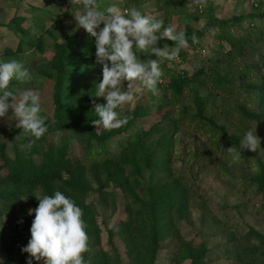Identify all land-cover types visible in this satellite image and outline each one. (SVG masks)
<instances>
[{
  "label": "rangeland",
  "instance_id": "1",
  "mask_svg": "<svg viewBox=\"0 0 264 264\" xmlns=\"http://www.w3.org/2000/svg\"><path fill=\"white\" fill-rule=\"evenodd\" d=\"M166 1L171 6L161 7ZM97 2L102 9L113 4L122 10L135 7L142 14L157 16L164 27L172 26L177 31L185 27L200 30L209 19L204 5L200 1L197 4L196 0ZM79 7L78 0H0V59L21 62L34 77L28 82L10 81V87L17 91L26 88L38 90L41 115L45 121L54 113L55 72L51 62L56 52L55 45L62 43L65 36L76 34L74 45L79 49L83 40L91 38L82 28L75 27L72 12ZM213 9L219 20L250 14L252 17L245 18L239 28H230L233 47L217 39L223 29L211 27L201 40L181 48L184 50H180L178 60L160 63L165 69L187 72L182 93L171 95L165 85L167 77L156 85L154 92L135 82L132 88L134 99L116 109L121 117H127V121L131 119L130 124L107 141L96 143L86 136L84 130L68 128L43 135V139L36 143L31 141L30 155L35 167L43 163L52 143L56 147L61 143L67 145L64 171L60 170L63 176L56 181H44L29 191L21 190L7 208L0 203V260L3 264L8 256L14 260L13 264H26L30 259L27 253L22 252L30 238L29 229L34 219V215L28 214L29 209L37 207V199L55 191L71 198L82 213L89 211L98 227V242L95 244L93 237L87 243L84 255L87 264H102L101 257H96L97 253L103 251L111 255L114 249L120 264H130L126 255L128 247L119 236L118 226L131 216V211L134 218L138 210L120 187L123 177L127 187L137 185L134 192L142 202H145L142 199H150L156 193L169 191L179 182L185 191L184 200L170 208L175 218L172 226L176 234L155 244L153 264H190V256L198 257L199 264H264V247H260L257 237L253 236V233H258L264 237V207L259 194L254 191V194L243 193L241 185L243 179L251 176L261 151L253 152L256 157L241 151V158L233 160L231 154L221 150L232 146L239 149L231 140L180 111L184 107L192 114L190 99L196 95L206 102V116L213 117L217 125L223 126L228 135L237 136L239 141L246 130L255 126L247 118L248 123L242 122L241 127L238 126L235 121L238 116L233 108L244 100L234 97L238 94L235 90L227 96L219 89L220 86L214 85H220L217 80L220 77L236 87L258 84L264 75V18L259 19L264 12V0H213ZM49 15L54 17L49 19ZM240 37L243 41L239 44ZM165 41L169 46L174 45V42L161 39L156 46H165ZM78 52L79 56L66 63L67 81L63 82L62 96L71 98L76 109L87 99L91 111L95 104L105 102L103 97L95 96V85L101 79V66L96 63L92 47ZM137 55L140 59L160 60L150 49ZM257 75L258 79H255ZM126 85V81L122 83V90ZM247 100L250 101V106L247 105L249 111H256L253 109L254 92ZM137 106L138 111L134 109ZM222 106L229 113L232 110L230 116L221 115ZM7 128L17 129L11 110L0 117V144L4 154L14 158L15 152H24L25 145L7 138ZM102 128L94 126V131L99 132ZM257 129L256 125V134ZM130 138L138 141L130 142ZM90 146L94 149L86 157L84 153ZM209 146L212 154H204ZM122 149L129 156H122ZM232 183L236 185L235 189ZM155 186L158 188L154 191ZM178 203H181V209ZM144 248L148 255L149 248Z\"/></svg>",
  "mask_w": 264,
  "mask_h": 264
},
{
  "label": "clouds",
  "instance_id": "2",
  "mask_svg": "<svg viewBox=\"0 0 264 264\" xmlns=\"http://www.w3.org/2000/svg\"><path fill=\"white\" fill-rule=\"evenodd\" d=\"M78 2L80 7L72 12L75 27L82 28L94 38L96 63L101 66V79L95 85V96L103 97L105 101L93 106L97 119L91 122L104 129L118 128L127 122V117H121L116 109L134 99L133 84L140 82L144 88L154 92L163 76L160 63L178 60L180 50H184L181 48L187 47V38L183 31L172 26L164 27L157 16L142 14L135 7L122 10L113 4L102 9L97 0ZM161 39L174 42V45L157 47ZM146 49L160 60L142 61L137 53ZM33 78L21 62L0 59V117L11 110L16 127L23 134L38 139L48 127L41 115L39 91L33 88L17 91L10 87V81L28 82ZM125 81L127 85L122 90ZM260 143L255 122L253 128L244 132L239 149L232 146L221 150L231 154L233 160H239L242 150H261ZM25 147H30V143ZM37 200V207L28 212L34 215V219L29 229L30 238L22 248L30 258L26 264H32L33 260H43V264H87L82 254L87 251L88 238L79 206L60 191ZM0 264H3L2 260Z\"/></svg>",
  "mask_w": 264,
  "mask_h": 264
},
{
  "label": "trees",
  "instance_id": "3",
  "mask_svg": "<svg viewBox=\"0 0 264 264\" xmlns=\"http://www.w3.org/2000/svg\"><path fill=\"white\" fill-rule=\"evenodd\" d=\"M131 1V0H127ZM158 1V0H156ZM164 2V0H159ZM197 1V0H196ZM201 2L204 5L205 12L209 14L208 22L200 30H194L190 27H185L182 31L185 33L187 38V43H192L194 41H199L202 39V36L210 31L211 27H220L223 29L220 35H217L220 41H224L227 44L232 45V37L230 35V28L232 26H236L239 28L241 22L245 18H250L252 15L250 14L247 17H233L230 20H219L214 15L213 9V0H198L197 4ZM171 3L166 1L161 7L167 8L170 7ZM54 16L49 15L47 18H53ZM259 19L264 18V12L259 16ZM261 34L260 31H258ZM222 34V35H221ZM76 34L65 36L64 41L60 44L55 45L56 52L52 59V69L55 72V87L54 93L52 95L54 113L49 120H46V124L48 125L47 131L43 135L56 133L58 130L62 128H68L71 130H84L86 132V136L88 138H92L96 143H103L107 141L111 136L119 134L123 129H126L130 124V121H127L124 125L118 127L116 130L111 129H100L99 132L94 131V126L92 124V120L97 119L96 114L93 109L90 111L89 101L85 99L79 109L73 107V100L71 98H63L62 90H63V82L67 81V66L66 63L69 60H73V57L79 56L78 50H82L84 48H90L94 45V38H89L83 40L81 47L76 48L74 45ZM239 44L242 43L243 39L240 37L238 39ZM166 42V41H165ZM34 43V42H33ZM158 43V42H157ZM172 43V42H171ZM34 45V44H32ZM165 45H168L167 42ZM194 45V44H193ZM197 47V46H196ZM180 55V52H179ZM183 58V54L181 55ZM142 61L146 60V57H142ZM238 65V63H237ZM236 66V64H235ZM231 65V67H235ZM163 72V76L160 80L168 79L165 82L167 89L170 90L172 96L175 94L182 93V84L185 83V79L187 78V72L178 71L174 72L171 69H165L164 66H160ZM243 73V69L241 71ZM201 73V72H199ZM65 75V76H64ZM242 75V74H241ZM64 77L66 79H64ZM255 76V79H258ZM220 82V90L227 96L232 95V90L238 92L235 94V98L241 97L244 102H240L234 109V112L237 113L238 118L235 120L236 124L240 126L243 124L242 122L248 123L246 120L250 119L253 123L256 122L258 127L257 136L261 138L260 149L264 150V75L259 79L258 84L252 83L251 85L245 86H234L233 83L227 81V79L220 77L217 79ZM211 81V80H210ZM159 84V83H158ZM191 88H195L192 85H189ZM189 89L187 88L186 91ZM191 90V89H190ZM254 92L255 94V104L253 109L256 111H249L247 108L250 101L247 100L250 94ZM196 94V91H194ZM243 94H246L243 97ZM237 100V99H236ZM174 101V100H173ZM192 102V106L189 105L194 111L192 114L188 112V110L184 107L180 109V111L184 114H188L191 118L199 124V122L203 125L209 127L210 130L219 132L224 138L231 140L233 145L239 148V139L235 135H228L226 129L223 126L217 125L214 121L213 117L206 116L205 114V103L203 102V98L199 96H194L193 99H190ZM248 105V106H247ZM139 106L134 109L138 111ZM220 108V106H219ZM134 110V111H135ZM90 111V112H89ZM232 110L229 113L226 111V108L221 107L220 113L223 116L231 114ZM218 115V114H217ZM247 118V119H246ZM238 120L240 123H238ZM177 126V125H176ZM241 127V126H240ZM7 138H11L18 143H22L24 145H32V140L34 143L41 141L43 139V135L40 138L31 137L29 135L23 134V132L17 129H9L5 131ZM21 141V142H20ZM130 142L138 141V139H129ZM137 143V142H136ZM27 149V150H26ZM24 146V152H15L14 158H10L4 154L2 143L0 144V203L4 208H7L11 202L17 197L18 193L22 191H29L36 185L43 184L44 181H56L60 179L62 174H60V170L64 171V163H65V155L67 145L61 143L59 147H56L55 143H52L50 147H48V154L44 157L43 163H40L37 167L33 165V160L30 155V148ZM94 147L90 146L87 151H85V156L88 157L90 155L91 150ZM212 150V147L209 146L206 149L204 154H209ZM260 150V151H261ZM245 151L247 156L256 157L253 152ZM212 154V152H211ZM122 156H129L127 151L122 149ZM108 161L109 160H103ZM257 165L254 170L251 171V176L243 179L242 182V190L243 193L253 191L261 197V206L264 207V151H261L259 156L256 158ZM231 182V181H229ZM178 184V183H176ZM232 188L236 186L235 184H231ZM136 184L133 186H126L125 177L120 179V187L124 190L126 194H128L131 198L132 205H136L135 210L136 215L133 218V211L130 212L131 216L127 217L126 221L118 226V233L121 239L124 240L127 251L126 255L130 260V264H153L155 258V244L165 237H171L176 234V231L173 229L172 221L175 219L172 213L170 212V208L173 204L184 200L185 191L181 188V183L172 187L167 192H159L156 193L150 199H142L145 202L140 201L139 197L135 194L134 188H136ZM158 186H155L153 190L155 191ZM152 189V187H151ZM140 191V190H139ZM152 193L151 191H149ZM254 194V193H253ZM151 196V195H150ZM178 208L181 209V203H178ZM82 220L85 225V232L87 234V243H90V238L94 237V243L96 244L99 240L98 237V227L96 226L93 217L87 213H82ZM134 220V221H133ZM145 231H148L145 234ZM254 232V231H253ZM148 234V235H147ZM253 236L257 237L258 242H260V247H264V237L259 235L258 233H253ZM151 245V246H150ZM117 247V246H114ZM144 247H148V255H146V249ZM150 247H152L150 249ZM85 259V253L82 254ZM200 256L199 254H197ZM96 257H101L102 264H120L119 255L114 249L112 254H104L103 251L97 253ZM198 257L193 258L190 256V264H199ZM12 258L8 256L5 264H13ZM37 261H32V264H35ZM98 264V263H97Z\"/></svg>",
  "mask_w": 264,
  "mask_h": 264
},
{
  "label": "water",
  "instance_id": "4",
  "mask_svg": "<svg viewBox=\"0 0 264 264\" xmlns=\"http://www.w3.org/2000/svg\"><path fill=\"white\" fill-rule=\"evenodd\" d=\"M37 264H43V260L39 261Z\"/></svg>",
  "mask_w": 264,
  "mask_h": 264
},
{
  "label": "crops",
  "instance_id": "5",
  "mask_svg": "<svg viewBox=\"0 0 264 264\" xmlns=\"http://www.w3.org/2000/svg\"><path fill=\"white\" fill-rule=\"evenodd\" d=\"M157 44H159V43H157Z\"/></svg>",
  "mask_w": 264,
  "mask_h": 264
}]
</instances>
